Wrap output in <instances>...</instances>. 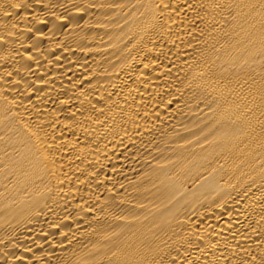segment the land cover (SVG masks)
<instances>
[{
	"label": "bare ground",
	"instance_id": "obj_1",
	"mask_svg": "<svg viewBox=\"0 0 264 264\" xmlns=\"http://www.w3.org/2000/svg\"><path fill=\"white\" fill-rule=\"evenodd\" d=\"M0 264H264V0H0Z\"/></svg>",
	"mask_w": 264,
	"mask_h": 264
}]
</instances>
